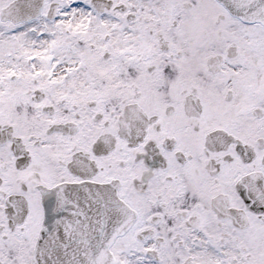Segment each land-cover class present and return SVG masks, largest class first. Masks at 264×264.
<instances>
[{
	"label": "snow or ice",
	"instance_id": "snow-or-ice-1",
	"mask_svg": "<svg viewBox=\"0 0 264 264\" xmlns=\"http://www.w3.org/2000/svg\"><path fill=\"white\" fill-rule=\"evenodd\" d=\"M0 264H264V0H0Z\"/></svg>",
	"mask_w": 264,
	"mask_h": 264
}]
</instances>
